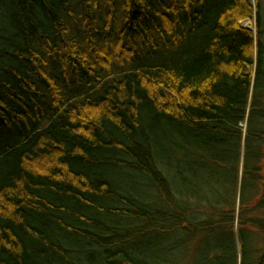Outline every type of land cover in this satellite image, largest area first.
Instances as JSON below:
<instances>
[{"label": "trees", "instance_id": "16d2710c", "mask_svg": "<svg viewBox=\"0 0 264 264\" xmlns=\"http://www.w3.org/2000/svg\"><path fill=\"white\" fill-rule=\"evenodd\" d=\"M257 1L0 0V264H264Z\"/></svg>", "mask_w": 264, "mask_h": 264}, {"label": "rangeland", "instance_id": "374dc122", "mask_svg": "<svg viewBox=\"0 0 264 264\" xmlns=\"http://www.w3.org/2000/svg\"><path fill=\"white\" fill-rule=\"evenodd\" d=\"M251 5L254 8L258 7V1L257 0H248ZM260 5L261 7L264 9V0H260ZM243 25L244 26H249L251 28H253L255 26V23L251 20H244L243 21ZM259 166H260V172H259V176L261 177V181L259 183V187L257 189V193L258 195H253L252 196V200L249 201V205L252 206L253 203H255L258 199H260L262 197V195L264 194V156L262 157V159L259 162ZM238 195H237V209H238V215H241L243 212L242 208L240 206V199H241V189H238ZM254 194V193H253ZM241 213V214H240ZM241 224L238 221H235L234 224H231L230 226V230H232L235 233V240L237 242V248H238V258L237 261L240 260L241 258V249H240V243H239V239H238V233H239V229L241 228ZM245 227H247V230H249L251 238H253V242H254V248L255 250H264V239H263V230L261 228L255 227V226H251V225H245ZM159 245H162L166 240L165 239H160L159 240ZM213 242V241H211ZM199 241L198 239H193V240H187V242L185 243V245L183 247H179L178 250H176L173 254L169 255L166 257L165 263H162V261H160L158 259V255L155 257L152 254H146V256L149 258V262H151L152 264H198L201 258V254L204 252V254H208V252L210 251L208 247H206L205 243H200L199 246ZM260 246H262V248H260ZM199 247V257L197 256V250ZM206 251V252H205ZM213 254V252L211 253V255ZM209 253V256H211ZM161 256H163V254L161 253ZM197 257V260L195 262V259ZM164 258V257H163ZM199 258V259H198ZM253 261V260H252ZM250 261L249 264H253L254 262ZM239 262V261H238ZM237 262V264H238Z\"/></svg>", "mask_w": 264, "mask_h": 264}, {"label": "water", "instance_id": "95a60500", "mask_svg": "<svg viewBox=\"0 0 264 264\" xmlns=\"http://www.w3.org/2000/svg\"><path fill=\"white\" fill-rule=\"evenodd\" d=\"M245 27H247V28H251V27H249V26H245Z\"/></svg>", "mask_w": 264, "mask_h": 264}]
</instances>
